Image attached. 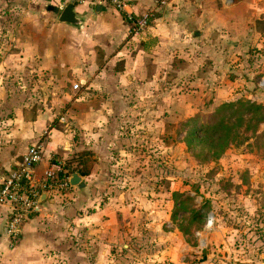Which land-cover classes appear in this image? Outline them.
I'll return each mask as SVG.
<instances>
[{
	"label": "crops",
	"instance_id": "1",
	"mask_svg": "<svg viewBox=\"0 0 264 264\" xmlns=\"http://www.w3.org/2000/svg\"><path fill=\"white\" fill-rule=\"evenodd\" d=\"M69 2L81 20L79 25L59 22L60 12ZM128 2L127 10L135 17L149 15L146 27L133 36L128 32L130 23L113 8L89 1L48 0L43 7L47 24L42 26V39L39 41L28 34L18 40V54H7L0 61V186L32 144L38 143L43 149V159L33 169L36 177L55 155L62 160L68 149H75L76 143L71 142L70 134L56 125L59 99L42 100V105L38 101L37 107L35 91L39 88L45 96L43 86L52 87L59 91L60 99H65L68 94L64 96V89L70 92L77 89V81L84 83L87 89L94 87L95 76L103 74L106 66L104 61L100 63L94 49L106 55L119 54L121 49L113 47L127 38L136 39L135 54H165L164 67L168 68V61L179 59L177 62L184 66V76L187 75V91H210V107L242 94L264 105V88L257 85L264 72V0ZM75 36L80 37V41L73 50L71 39ZM83 37L91 43L87 49L84 48L86 41H81ZM240 53L246 54V58L239 57ZM153 58L154 68L150 73L160 76L167 69L163 70ZM223 66L228 67V74ZM49 67H53L51 72ZM119 72L123 69L111 71L115 75ZM30 75L32 79L27 85L33 92L24 95L18 89L21 81ZM33 77L36 78L33 80ZM114 88L118 89L117 83ZM189 100L184 102L185 107L200 106L199 100ZM67 103L64 105L71 111L73 101ZM93 116L90 108L86 120ZM63 169L68 181L76 172L83 185L70 184L64 196L63 192L43 194L40 210L23 222L18 239L13 243L6 230L10 207L0 204V264H109L111 253L114 255L118 249L125 257H130L121 259L120 264H214L208 254L196 262L197 257L191 255L193 249L205 250L211 230L216 235L214 242L225 244L221 236L224 227L215 229L213 222L211 228L205 229L207 219L201 228L192 231L196 241L193 243L171 222V192L188 191L187 185L180 180L166 187L168 198L164 202L157 195L148 194L146 190L140 193L136 188L130 203L107 194L106 187L111 184L103 178L91 180L92 167L85 175L77 169L65 166ZM74 189L78 193L73 197L70 192ZM103 194L105 197L94 206ZM158 204L166 208L165 216H160ZM196 232L201 234L196 236ZM144 234L149 236L148 247L143 246L146 243ZM142 246L148 252L139 251Z\"/></svg>",
	"mask_w": 264,
	"mask_h": 264
},
{
	"label": "rangeland",
	"instance_id": "2",
	"mask_svg": "<svg viewBox=\"0 0 264 264\" xmlns=\"http://www.w3.org/2000/svg\"><path fill=\"white\" fill-rule=\"evenodd\" d=\"M46 1L0 0L1 62L7 54L20 52L18 40L28 34H33L39 41L42 39L41 29L47 24L46 13L43 12ZM79 38L71 39L73 50ZM82 39L86 41L84 48L87 49L91 43L84 37ZM136 44V39L121 40L113 47L121 49L119 54L106 55L98 48L94 49L100 63H106L104 73L95 76L94 87L87 89L84 83L77 81V89H72V92L64 89V96L68 94L65 99H60L59 91L52 87L43 86L45 96L39 88L35 91L36 106L38 101L42 105V100L59 99L61 105L56 110L59 117L56 125L70 134L71 142L76 143L75 149L67 150L65 159L61 160L57 155L54 158L61 160L66 169L90 171L92 167L89 178H103L111 184V187H106L107 194L119 197L118 201H132V192L137 188L140 193L146 190L164 202L168 198L166 187L171 182L182 181L188 191L194 193L197 189V203L209 201V212L215 217L213 228L224 227L221 236L225 244L215 243L213 238L216 235L209 230L205 250L200 252L195 247L191 253L193 258L197 257L196 262L208 254L214 264H264V149L258 147L251 133H246L219 158L209 161L196 159L181 141L188 127L181 126L180 122L187 115L211 110L213 107L206 105L211 92H188L185 85L187 75L184 76V66L177 62L179 59L168 61V68L164 67L167 62L165 54H135ZM85 52L89 54L88 50ZM246 53L249 55L248 49ZM245 55L238 54L244 59ZM151 56L156 57L152 58L158 66L167 69L162 75H151L154 68ZM223 67L228 74V67ZM52 68L49 67L50 72ZM120 69L123 72L118 75L111 73ZM31 79L30 75L21 81L19 92L32 94V88L27 85ZM116 83L118 89L114 88ZM190 98L199 100L200 106L185 107L184 102L191 101ZM68 100L75 104L71 105V111L66 107ZM90 108L94 116L86 120ZM77 191L74 189L70 193L74 197ZM67 192L63 191L61 195ZM104 197L103 194L94 206L97 207ZM158 206L161 207L160 216H165L164 205ZM139 236L141 238L142 234ZM143 236L146 240L143 246L148 247L149 236ZM188 239L191 243L196 242L192 234ZM143 246L139 251H147ZM118 250L114 255L111 253L109 264H120L121 259H130Z\"/></svg>",
	"mask_w": 264,
	"mask_h": 264
},
{
	"label": "trees",
	"instance_id": "3",
	"mask_svg": "<svg viewBox=\"0 0 264 264\" xmlns=\"http://www.w3.org/2000/svg\"><path fill=\"white\" fill-rule=\"evenodd\" d=\"M210 103L211 100L206 105ZM180 124L188 127L181 141L196 159L209 161L219 158L246 133H251L258 147L264 149V105L243 94L223 101L207 112H196ZM78 172L85 175L88 170ZM196 196L197 189L194 193L171 192L173 206L170 220L187 237L205 224L211 210L208 200L197 203Z\"/></svg>",
	"mask_w": 264,
	"mask_h": 264
},
{
	"label": "built area",
	"instance_id": "4",
	"mask_svg": "<svg viewBox=\"0 0 264 264\" xmlns=\"http://www.w3.org/2000/svg\"><path fill=\"white\" fill-rule=\"evenodd\" d=\"M79 2L89 1L101 6L113 8L122 13L130 23L129 34L137 35L146 27L149 15L135 17L128 12V0H78ZM257 85L264 88V72L257 80ZM43 159V149L40 144H32L23 154L17 165L3 178L0 186V204L10 207V215L7 220L6 230L11 242L18 239L21 225L31 215L41 208L43 194L62 193L70 188L68 178L64 176L63 164L57 158L49 163L43 173L34 176V167ZM214 221L213 213L207 215L205 229L212 227ZM201 232H196V236ZM201 242V239H200Z\"/></svg>",
	"mask_w": 264,
	"mask_h": 264
},
{
	"label": "water",
	"instance_id": "5",
	"mask_svg": "<svg viewBox=\"0 0 264 264\" xmlns=\"http://www.w3.org/2000/svg\"><path fill=\"white\" fill-rule=\"evenodd\" d=\"M97 7H98V9L100 8V6H97ZM59 22L71 24V25H79L81 23L80 18L78 16H76L74 11H73L72 2H69L60 12ZM80 179H81L80 175L75 172L72 174L69 181H70L71 185H77L80 183ZM80 185L82 186L83 184L80 183Z\"/></svg>",
	"mask_w": 264,
	"mask_h": 264
}]
</instances>
